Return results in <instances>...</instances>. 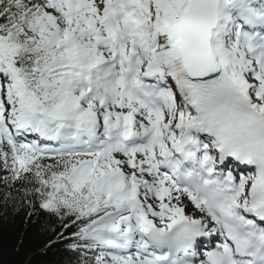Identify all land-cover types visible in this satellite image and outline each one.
Instances as JSON below:
<instances>
[{"label": "snow or ice", "instance_id": "snow-or-ice-1", "mask_svg": "<svg viewBox=\"0 0 264 264\" xmlns=\"http://www.w3.org/2000/svg\"><path fill=\"white\" fill-rule=\"evenodd\" d=\"M20 212L68 264H264V0H0Z\"/></svg>", "mask_w": 264, "mask_h": 264}, {"label": "trees", "instance_id": "trees-1", "mask_svg": "<svg viewBox=\"0 0 264 264\" xmlns=\"http://www.w3.org/2000/svg\"><path fill=\"white\" fill-rule=\"evenodd\" d=\"M74 231L72 228L65 235ZM55 239L45 214L31 218L26 212L0 216V264H68L74 260L63 241L49 246Z\"/></svg>", "mask_w": 264, "mask_h": 264}]
</instances>
